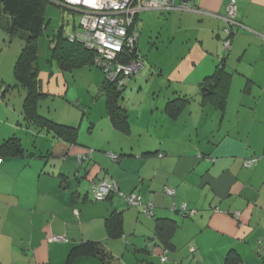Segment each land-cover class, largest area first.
<instances>
[{
	"label": "crops",
	"instance_id": "0c3cea01",
	"mask_svg": "<svg viewBox=\"0 0 264 264\" xmlns=\"http://www.w3.org/2000/svg\"><path fill=\"white\" fill-rule=\"evenodd\" d=\"M185 1L191 11L162 14L166 36L179 50L159 68L158 87H151L153 95L167 94L140 105L132 123L125 105L128 133L108 123V116L105 127L86 120L81 110L77 118L45 116L78 129V141L71 144L27 126L24 89H10L2 97L0 145L17 137L26 156L0 164V264H105L78 256L77 247L85 244L100 246L110 264H264V0H235L238 25L228 36L229 50L223 43L232 0ZM2 33L1 93L15 86L18 58L17 52L5 51ZM220 63L232 74L224 108L208 99L212 90L206 81ZM145 72L146 82L157 78L151 64ZM235 82L246 99L231 104ZM177 97L187 102L171 118L165 107ZM98 135L106 136L98 142ZM86 148L96 151L78 172L76 156ZM109 152L120 161L114 163ZM104 179L125 194H138L141 206L128 208L116 195L95 201L92 188ZM150 203L153 218L144 213ZM185 203L189 216L171 211ZM113 213L123 215L117 237L106 226ZM157 225L171 232L166 263ZM55 235L66 236L68 243H49ZM155 237L159 248L150 251L146 245Z\"/></svg>",
	"mask_w": 264,
	"mask_h": 264
},
{
	"label": "trees",
	"instance_id": "16d2710c",
	"mask_svg": "<svg viewBox=\"0 0 264 264\" xmlns=\"http://www.w3.org/2000/svg\"><path fill=\"white\" fill-rule=\"evenodd\" d=\"M49 3L56 4L52 0H0V18L3 16L2 17L3 22H1L2 20L0 19V28L9 35L10 39L19 37L25 40V45L23 46L22 51L17 58L14 69L15 81H16L15 86H6L5 91L1 93L2 89L4 88V82L0 79V101L2 100V97H4L5 94L9 92L10 89H14V88L24 89L26 91V99L23 108L25 111L24 114L28 117L26 121L27 126L33 125L40 130H46L47 132L54 134L56 138H59L71 144H76L78 141L77 128L58 124L39 114V105L44 100L46 95L45 93H42L39 90L40 80L38 74L39 70L37 66V59L39 57V48L37 41L43 35L44 30L48 25L44 15V8ZM157 13L168 14V13H177V12L158 11ZM137 20L138 17L135 21L136 28H137ZM54 42H52V48H53L52 57L53 59H57L59 61L60 66L65 70H73V68H80L86 65H95L94 62L95 53L86 50L80 43L70 42L68 36L63 37L62 33L59 32L58 39L54 40ZM133 51L134 52L131 55L130 54L126 55L121 60V62L128 63L136 59L143 62L139 54L138 40L134 45ZM103 73L105 74V72ZM134 76L135 75L127 79H132ZM231 79H232V74L227 70L226 65L224 63H220L217 66L215 72L210 77L206 78V81L210 83V89L212 90L208 99L210 98L211 103L218 106L219 108H224ZM123 80L115 81L114 83L108 82L107 76L105 74V80L100 87V91L103 92V94L106 97V111L111 124L116 129L128 133L130 131L129 115L125 105H123L121 102L123 99V92L127 87L126 80L125 79ZM186 102L187 99L185 97H177L167 103L165 107V112L171 118H176L181 112V110H183L185 106L184 104ZM90 150L91 148H86L84 149L83 153L76 156V161L78 163L77 164L78 172H79V168H84L85 167L84 165L92 160V156L94 153L92 155H89L88 152ZM106 154L114 155L117 157L116 160H112L109 157L114 163H118L121 159L120 155L113 154L111 152ZM25 156H26V149L21 143V140L17 137H12L7 141H5V143L0 145V161H1L0 164L5 159H15ZM28 156L34 157L35 154H28ZM256 161L257 160L255 159L251 160L252 163L251 165L255 164ZM80 176L81 175L77 173L75 177L78 178ZM93 188H92V198L95 200ZM118 189H119L118 193H111V195H109L105 201H109L113 196L116 195L125 201L128 208L140 207V206L139 207L129 206L126 200V197L131 195H136L137 197H139L138 194L134 192L130 194H125L122 191H120V188ZM174 213H178L181 214L183 217H186L185 216L186 214L184 215L180 211V209L174 211ZM153 217H154V212H153V216L149 218H153ZM106 226H107V231L111 237L120 236L122 234V226H123L122 213H113L110 216V218L106 220ZM157 226H158L157 229L160 230L159 233L161 234L162 232V241L164 244L162 251L168 250L170 252L171 244L169 243V238H170L169 235L171 234V232H169V229L166 228L160 229L159 225ZM158 238L159 237L157 236V239ZM63 243L56 242L55 244H63ZM66 243H68V241ZM149 244L153 246L154 249L159 248L158 244L156 243V237L155 239L149 240L148 245H146L148 249H150ZM77 249H78V253H77L78 256H92L94 258L99 259L101 262L105 264H110L108 262L109 261L108 256L105 254L102 248L96 244H85L80 246L79 248L77 247ZM150 251H152V249H150Z\"/></svg>",
	"mask_w": 264,
	"mask_h": 264
},
{
	"label": "rangeland",
	"instance_id": "374dc122",
	"mask_svg": "<svg viewBox=\"0 0 264 264\" xmlns=\"http://www.w3.org/2000/svg\"><path fill=\"white\" fill-rule=\"evenodd\" d=\"M44 15L48 25L37 41L39 48L37 66L40 80L39 90L45 93L46 97L39 105V114L44 117L51 116L56 120H63L77 118L78 113L85 111L86 120H88V117L90 120H98L105 127V119L107 118L106 97L100 91V87L105 80L104 71L95 65L65 70L60 66L59 61L52 57V42L58 39L59 32L62 33L63 37L75 34L79 25L80 14L49 3L44 8ZM165 30L164 15L157 12H142L138 16V49L144 67L132 79L126 80L127 87L123 92L121 101L129 109L131 123L132 119L139 114L140 105L149 104L152 99L160 100L167 94L163 90L153 95V87H151L154 84V87H158L159 68L165 67V61L177 54L179 50L178 45H176L178 42L173 44L169 39V35L166 36ZM2 35L6 40V43L3 42V46L6 48L5 51L17 52L18 57L25 45V40L19 37L10 40L8 35L3 33ZM2 59L0 58L1 61ZM150 64L154 67L157 78L146 82L147 79L144 78V73H146L145 71ZM5 72L7 76L13 75L10 69H6ZM239 85L237 82L234 83L231 104L244 98ZM107 122L110 123L109 119ZM84 126L86 127V123ZM105 136L98 135V142L103 141ZM92 140H95V138H92ZM91 150L96 151L92 148Z\"/></svg>",
	"mask_w": 264,
	"mask_h": 264
},
{
	"label": "built area",
	"instance_id": "2783aa9c",
	"mask_svg": "<svg viewBox=\"0 0 264 264\" xmlns=\"http://www.w3.org/2000/svg\"><path fill=\"white\" fill-rule=\"evenodd\" d=\"M54 3L80 14L79 25L75 34L68 36L70 42L80 43L86 50L95 53V65L102 68L109 82L121 81L135 75L144 67L142 61L132 60L123 63L121 60L134 51V45L138 40V31L135 21L142 12H188L192 9L185 0H52ZM235 0L231 1L225 21L228 28L224 30L227 39L224 40V50L231 48L229 35L238 25L235 20ZM124 81V80H123ZM89 155L94 151L90 150ZM116 160L114 155H108ZM1 162V161H0ZM248 166L251 163H247ZM118 185L108 179L94 185V198L97 201H105L111 193H118ZM169 196L175 195L173 189H167ZM127 203L132 207L141 206L140 198L136 195L126 197ZM180 211L188 216L191 212L188 205L182 204ZM178 210L174 205L172 211ZM144 213L148 217L153 216V204L145 207ZM234 217L240 213L235 212ZM65 236H54L48 239L49 243H66ZM149 248L155 250L149 244ZM168 250L161 252V261H168Z\"/></svg>",
	"mask_w": 264,
	"mask_h": 264
},
{
	"label": "water",
	"instance_id": "95a60500",
	"mask_svg": "<svg viewBox=\"0 0 264 264\" xmlns=\"http://www.w3.org/2000/svg\"><path fill=\"white\" fill-rule=\"evenodd\" d=\"M202 90V89H201ZM202 91H204V90H202Z\"/></svg>",
	"mask_w": 264,
	"mask_h": 264
}]
</instances>
